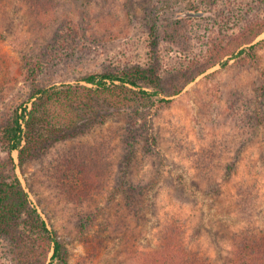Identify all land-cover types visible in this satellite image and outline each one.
<instances>
[{
  "label": "rangeland",
  "instance_id": "obj_1",
  "mask_svg": "<svg viewBox=\"0 0 264 264\" xmlns=\"http://www.w3.org/2000/svg\"><path fill=\"white\" fill-rule=\"evenodd\" d=\"M51 1L39 12L0 0V127L31 111L39 88L96 89L86 77L137 69L160 76L158 88L127 84L153 97L102 95L75 122L64 95L38 107L30 137L40 155L13 157L62 244L55 264H149L180 235L185 253L237 264V234L264 236V0ZM19 217L25 255L42 248L37 262L50 264L54 243ZM16 244L0 235V264H19Z\"/></svg>",
  "mask_w": 264,
  "mask_h": 264
},
{
  "label": "trees",
  "instance_id": "obj_2",
  "mask_svg": "<svg viewBox=\"0 0 264 264\" xmlns=\"http://www.w3.org/2000/svg\"><path fill=\"white\" fill-rule=\"evenodd\" d=\"M28 4L39 12L45 8H51V0H27ZM156 28V26H155ZM153 27L152 34L156 36V29ZM157 46V42L153 43ZM86 83L94 85L96 89L84 87V91L74 89L73 86H67L66 91L60 90L58 87L39 88L35 90L31 99L36 98L33 102V109L28 110L27 107L17 108L10 117L7 124L0 127V143L7 152L5 159L0 161V235L9 238L11 241H17L16 253L19 257V264H40L37 262L40 257L42 248L25 255L23 246L25 245V236H18L17 227L19 215L23 212L28 213V220L36 227L38 237L44 245H53L54 255L50 264H55L56 259L65 260L62 253V244L54 236L55 234L49 230L45 220L38 211L31 206V202L22 188L21 182L15 172L14 151H19L21 163L26 160L37 158L40 155V143L36 139L30 137L33 131L32 124L37 119L38 107L41 103L52 99L56 101L61 95H64L65 102L62 101L65 114H73L69 121L75 122L81 117L79 110L86 114L92 113L95 99L99 96L106 95L107 99H112L113 103H123L131 101L135 97L148 99L156 94H151L145 90L136 91L128 87H139L140 81L143 84L151 85L154 88L159 87L160 76L155 74L153 69L136 70L134 73L125 72L122 75L117 74H99L90 75L84 80ZM110 81V83L108 82ZM121 84H117V82ZM100 92V93H99ZM157 93V92H154ZM101 94V95H100ZM111 100V101H112ZM24 125L27 126L25 134ZM68 135V134H66ZM24 137L27 139V145L23 147ZM68 137L62 136L66 140ZM40 141V140H39ZM179 236V235H178ZM183 239L173 236L165 251L157 252L149 264H212V262L203 255L191 251L184 252L182 248ZM235 248V260L237 264H264V236L257 233L253 228L237 234V243Z\"/></svg>",
  "mask_w": 264,
  "mask_h": 264
}]
</instances>
